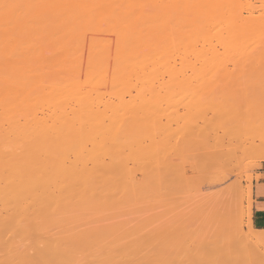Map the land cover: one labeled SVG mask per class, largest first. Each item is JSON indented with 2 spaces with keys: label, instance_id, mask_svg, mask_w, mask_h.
<instances>
[{
  "label": "bare ground",
  "instance_id": "bare-ground-1",
  "mask_svg": "<svg viewBox=\"0 0 264 264\" xmlns=\"http://www.w3.org/2000/svg\"><path fill=\"white\" fill-rule=\"evenodd\" d=\"M150 1L0 0V264H151L150 248L159 237L158 213L151 209L158 210L161 184L169 190L188 169L203 175L228 164L264 166L263 130L241 136L234 129L245 110L225 93L230 83L221 84L227 76L235 79L233 73L225 78L223 72L219 82L209 66L187 74L150 62L159 59L151 43L154 16L153 30L143 35L142 2L153 3L150 15L157 8V0ZM143 39L158 49L149 52L152 58ZM206 77L224 86L223 93L214 82L208 81L216 91L208 87ZM170 101L183 111L169 112ZM211 144L219 151L202 154ZM191 149L198 154L188 158ZM181 152L192 158L188 162L198 156L197 162L182 169L173 161ZM215 190L198 195L211 194L209 204L221 209L230 200ZM244 191L250 201V187ZM147 210L150 215L142 214ZM214 216L221 226L225 217ZM235 230V240L264 244V232ZM186 235L185 244L170 248L168 264H191L197 256L198 264H218L223 239L213 238L207 258L204 239Z\"/></svg>",
  "mask_w": 264,
  "mask_h": 264
},
{
  "label": "rangeland",
  "instance_id": "rangeland-1",
  "mask_svg": "<svg viewBox=\"0 0 264 264\" xmlns=\"http://www.w3.org/2000/svg\"><path fill=\"white\" fill-rule=\"evenodd\" d=\"M174 1L176 4H174L175 7H174V10H172L173 5L170 6V3L172 2L173 4ZM174 1L173 0L154 1L157 3V4L154 3V5L157 8H156V11L155 9H154V12L152 11L153 12L151 13L152 15L149 14L151 12L150 8L152 7V6H149L150 3L148 4V6L150 7L149 8L147 6V3L143 5L144 1L142 2V7L145 8L144 10H146V11L143 10L144 12L143 15L145 16L143 17V19L147 21L148 18H150V21H151V23L149 24V20H148L146 24H149V25H145V21L143 20L144 21L143 29L146 30L143 35H147L149 32H151L154 29L152 34L155 32L153 34V37L155 35L156 37L153 40L151 39V43L153 47L155 46V44L158 46L159 51L155 55L156 57L159 56V59L154 58L153 56L149 55L151 52H154V50L155 52H157L156 50L158 49L151 48L152 51L151 49H149V47H151L152 45L151 46L148 45L147 43L149 41L148 38H146L148 41L146 39H143L146 42V43L143 42V47H144L145 53H147V55L153 58L151 59L145 53H144V56H147V58L151 59L150 62L151 61L156 62V60H158L157 63L159 64L157 65L155 64V66L156 67H158V65L163 66L160 70L162 69L164 70L165 68V72H171L174 66L175 69L177 70L179 69V71L181 72H185L187 70L186 71L187 74H190L189 73L190 69L196 70V68L199 67L197 69L201 70V68L204 69L203 68L204 66H206L205 68L209 66L210 68H213L212 71H214L215 73L217 72L216 75L212 74L214 76V79H216V77L218 76H222L221 78H223L222 80L224 81V79L228 77L227 79H225L226 82H221V84L225 85V87H226V84H223V83H230V84H227V86L230 87L229 85H232L231 82L234 80L233 82L236 83L235 85H237L236 87L237 90L233 89L234 88L233 87L234 83H233V85L231 86L232 89L231 88L227 89L228 87H226L228 91H226L225 89V93L227 92L228 94H231L232 99H233L232 103L235 102L236 103L235 106L237 107H243L245 112L239 118V121L237 123L238 125L237 126L235 125L236 127L235 128L233 127V128L236 129L238 133L241 132L242 134L239 133L241 136H243V134L245 135L248 134V136H250L254 132H259L260 130L264 131V0H203L204 3L206 1L205 5L204 3L199 2L200 0H195L196 2L194 0H189V1L188 0H174ZM150 2H152V0ZM199 3H201L200 6H199ZM197 5L200 8L202 7L203 10H198L197 12V8H198ZM146 8H149V9H146ZM164 13H167V14H164ZM209 13L211 14L208 15ZM166 15H169V16H166ZM152 16H154L153 25H152V22H153ZM164 16L166 19L164 18ZM175 19L177 22L175 21ZM155 23L157 26L155 25ZM171 23H174V24L171 25ZM151 25L153 26V29H150L152 28ZM174 26H176V30ZM177 26L179 27V29ZM147 30H149V32H147ZM184 31H185V34H184ZM172 34L173 35L176 34V35L173 37ZM184 35H186L187 38ZM146 37H148V35ZM175 38L177 40L179 39V42ZM144 44L147 46H144ZM172 45L173 46L175 45V46L172 47ZM177 47L178 49H176ZM147 50H150V51L146 52ZM151 55H153V53ZM169 65L171 66L169 67ZM161 66H159L158 68H160ZM167 67H169L168 68L169 70L167 69ZM179 67H182V68H179ZM218 72L220 73V75ZM223 72L226 74L224 75ZM231 73H233L235 76V79L234 77H232L233 75L231 76L233 80L232 78H230V76L225 77L226 75H230ZM166 75L167 74H165L164 77ZM223 75L225 78L223 77ZM166 78L168 77H165V79ZM221 78L219 79L217 78L216 80L220 82ZM216 80H213V81H211L210 79L207 80V77H206V82L208 85H210V82L212 83L214 82L213 85L218 84L220 86L219 82L215 84ZM196 81L197 80H194V84H192L193 86L195 85L194 87H197L196 85L199 83V81L198 83H195ZM228 81H231V82H228ZM213 85L211 84L208 87H214ZM219 86H216V88L214 87V90L216 91L217 87ZM223 90H224V86L222 90L220 86V89L218 91H221L223 93ZM231 90L232 91L234 90V93L229 92ZM232 94H235V95H232ZM191 99L192 98L190 97V100ZM177 100H179V102L185 101L183 100V98H182V101H180L181 99H177ZM170 102L172 104L171 106H170ZM170 102L167 103L169 104L167 105L169 112L177 111L179 114L181 113V110L184 109L183 108L184 105H180V104H183V102L180 104L174 103L175 101H170ZM186 102L187 103L189 102V97L186 98ZM168 106H170L172 109H170ZM262 132L261 134L264 135V133ZM257 134L261 136L260 133H257ZM256 136L257 135H255L254 137ZM219 149L220 148L216 147L215 144H211L206 149H203V150L200 149L202 151L200 152L208 156V155L213 154L214 151L215 152L219 151ZM187 152L189 151L187 150ZM191 152L187 153L186 157H188L187 156L188 154H189V157H191L192 156L191 154H194L193 152H195V149H191ZM182 154L183 153L181 152V154H179L173 160L175 163L176 162L178 163L180 161L182 169L186 170L187 167L192 165L189 163H192L193 161L197 162L196 160L198 159V156L195 160L193 158L192 162H188V161H191L192 158L191 160L187 158H182ZM196 155L192 157H196ZM199 156H200V153H199ZM185 159H187V162H185V166L183 167L184 165L183 162ZM195 162H193V164ZM188 170H186V173L182 177L181 180H176V182L169 183L168 188L170 189L169 190L167 189L168 191L165 190L164 187L162 188V184H161V191H162L160 194L161 197L158 198L159 199L157 202L158 204L155 202V205H157L158 210L156 211L155 206H154V211L153 209H151L152 213L154 214L156 212L158 213L159 237L157 241L150 248L149 254L151 255L150 257H152V261L150 263L151 264H168L171 258L169 255L170 248L175 243L182 242L185 244L186 241L189 240V238H186L187 237L186 234L191 233V235H194V237L196 235L197 239L200 238L202 239V241L204 239L203 242H204V247L206 249L205 253H206L207 258H209L210 256V250H211L213 238L218 236L217 238L221 240V242L224 241L223 242L224 247L222 248L221 253H218L221 255V257L216 255L217 258L219 257L218 260H220L218 264L220 262L221 264H264V244L263 245L262 244L252 245V244H249L248 242H245L244 240L243 241L235 240L233 239V233H232V228L233 230H235L234 227H236L237 229L235 231L241 232V234H247L249 230L253 232L254 231L264 232V229H259L256 225L253 224V221H252L253 182L259 181L263 177L264 166L255 168V167H252L251 165L235 166L234 164H228L224 168L214 171L212 173L207 172L208 174H204L203 172V175L202 173H200L202 177L200 176V174L195 173V172L190 173V171ZM195 174L196 175L198 174L197 178L201 177L198 179L199 183H197V180H196L197 178L195 177L196 176ZM193 175L195 176L193 177ZM201 180L203 181L202 184L200 183L202 182ZM228 184L232 185L233 188H230V187L227 188ZM188 185L189 187H187ZM190 186H194L195 188L190 187ZM248 187H250L251 189V199H250L251 202L246 200V198L242 197L243 195L242 191L245 192L244 190H246V188ZM236 188H239L240 190ZM215 189L216 190L222 189V191H225L222 197L223 199L229 198L228 201L230 200V202L229 204L224 205L221 209L214 208L215 209L214 210L213 204L210 205L209 202L211 203L212 201L213 203L214 201V199H212L210 195L212 194V192L214 194V191H211V190H215ZM120 190L121 189L118 188V191H116V193L120 192ZM193 190H196L195 193H197L198 197L195 194H192L194 193ZM200 190H201L200 193L204 191L206 194L207 191L209 192L211 191V194H207L209 195L208 198H206L207 195L205 197L203 194L199 196L198 191ZM216 190H215V193L218 192ZM191 194L193 196H190L189 198V195ZM202 195L204 196L203 198L205 199L201 198ZM194 196H196L197 198ZM232 202H235L236 204ZM248 203H251L250 212H248V208H249ZM193 204L195 207L193 206ZM146 205L148 206V203L145 204V206ZM237 205L238 207H236ZM147 206L145 208H147ZM198 206L200 209L198 208ZM207 210L210 213H208ZM219 210H222V211H219ZM148 211L149 210L146 211L147 213L143 212L142 214L150 215L151 212H149L150 213L149 214ZM202 211H205V212L202 213ZM216 211H218V213ZM220 212H223L224 214ZM207 213L208 215L209 214L210 215L208 216ZM218 214L222 215L220 216L221 218L225 217L224 220L222 219L220 220L222 222L221 226L218 223H216L214 220L215 218L214 215H216L217 217ZM131 216H129L128 219H131L130 218ZM248 216L250 218H248ZM211 218L213 219V222ZM224 227H226L227 229L225 230ZM189 231H192L195 234L194 233L192 234V232H189ZM219 231H220V234L223 236L225 234H228V236L225 235L228 238L225 239V236L224 238H221L220 237L221 235L218 233ZM225 231L227 233H225ZM196 237H195V241H196ZM200 239H198L197 241H200ZM1 244H4V242H1ZM41 247H42V244H39V248ZM36 250L37 249L30 250L29 254L35 255L37 253ZM205 253H203L201 256H203ZM195 258L197 260L200 259V257L198 256ZM197 260L193 262L190 261V263L198 264L201 259L199 261Z\"/></svg>",
  "mask_w": 264,
  "mask_h": 264
},
{
  "label": "crops",
  "instance_id": "crops-1",
  "mask_svg": "<svg viewBox=\"0 0 264 264\" xmlns=\"http://www.w3.org/2000/svg\"><path fill=\"white\" fill-rule=\"evenodd\" d=\"M252 221L259 229H264V173L252 187Z\"/></svg>",
  "mask_w": 264,
  "mask_h": 264
}]
</instances>
